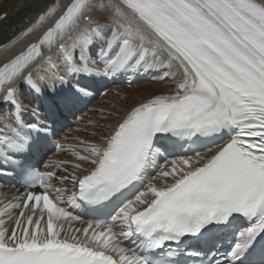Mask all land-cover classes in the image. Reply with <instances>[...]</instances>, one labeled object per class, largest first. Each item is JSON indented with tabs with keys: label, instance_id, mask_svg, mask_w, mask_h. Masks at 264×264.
Instances as JSON below:
<instances>
[{
	"label": "snow or ice",
	"instance_id": "obj_1",
	"mask_svg": "<svg viewBox=\"0 0 264 264\" xmlns=\"http://www.w3.org/2000/svg\"><path fill=\"white\" fill-rule=\"evenodd\" d=\"M58 7L28 8L0 47L35 32ZM44 47L58 55L45 58ZM141 72L180 79L100 143L81 140L79 162L52 161L43 172L26 162L54 132L40 119L48 97L70 88L84 98L89 80ZM5 108L0 176L19 170L28 190L0 208V264H264V0H72L0 64V114ZM43 111L50 115V105ZM198 143L195 159H167ZM151 169L172 182L139 191ZM69 181L71 189L53 187ZM67 203L101 215L62 235L60 221L80 219Z\"/></svg>",
	"mask_w": 264,
	"mask_h": 264
},
{
	"label": "bare ground",
	"instance_id": "obj_2",
	"mask_svg": "<svg viewBox=\"0 0 264 264\" xmlns=\"http://www.w3.org/2000/svg\"><path fill=\"white\" fill-rule=\"evenodd\" d=\"M57 4L62 5V0H56ZM22 3V0H0V15H2L4 12L8 13V17L5 21L0 23V41L6 42L9 40V38L12 36V29L16 26L17 21L20 19L21 16H23L24 12L28 10V8H31L33 10H39L41 8H44L46 5L55 4L53 0H35L34 3L30 2L28 3L27 8L21 9L20 11H17L18 6ZM61 13V8L58 7L57 11L54 15L50 16L44 23L46 28L50 25L48 23L52 19H56L54 16ZM5 32V33H3ZM40 35V34H39ZM38 39V36H27L21 46L19 48H16L17 46H14L13 49L11 48L10 44L7 47H3V50L0 53V64L4 61H6L8 58L16 54L20 49L24 48V46L30 44V41ZM175 71V69H173ZM180 77L177 76L176 80L168 79L163 85H158L157 82H150V83H143L139 86H137L134 89L126 90V97L129 96L128 100H124L121 102V106H124L125 108L131 109V107L135 106L134 100L130 97L132 95H136L138 99L141 100V102L148 101L149 99L153 98L155 95L159 94H167L171 93L175 87V84L179 82ZM124 91V89H122ZM114 99H118V97H114ZM109 110L112 111L111 115L114 116V118H111V115H105L106 118L103 121L104 124L109 123V131L104 134L103 132L99 133L104 135L102 137L97 136V138H93L96 142L100 143L101 139L103 137H106L107 135H110L111 130L114 129L115 125L119 122L120 119L123 118L124 113H119V111L115 108H110ZM86 120L83 118V121ZM102 127V126H101ZM90 131H95L93 127L86 128ZM97 129V128H95ZM99 129V128H98ZM101 130V128H100ZM98 130V131H100ZM104 130V128H103ZM102 131V130H101ZM105 131V130H104ZM95 142V143H96ZM88 165H85L87 167Z\"/></svg>",
	"mask_w": 264,
	"mask_h": 264
},
{
	"label": "rangeland",
	"instance_id": "obj_3",
	"mask_svg": "<svg viewBox=\"0 0 264 264\" xmlns=\"http://www.w3.org/2000/svg\"><path fill=\"white\" fill-rule=\"evenodd\" d=\"M53 2H55V4H57V2H56V0H53ZM30 3V2H29ZM58 5V4H57ZM3 33H5V32H3ZM12 49H13V46L11 47ZM53 49H54V47H53ZM52 49V50H53ZM1 53V52H0ZM134 89V88H133ZM127 97H129V96H127ZM133 99L134 100V102L135 103H138V102H140L141 103V100L140 99H138L137 97H136V95H132L131 97H130V99ZM111 99H113V100H117V99H114V97H111ZM102 105H104V108H102V113H106V115H111V113H112V111H110L109 110V107L110 108H115V109H117L118 111H119V113L118 114H120V112L121 113H125L127 110H129V108H125L124 106H121V103L120 102H116V107H115V105H113V103L111 102V103H109L108 105H106V104H102ZM104 115V114H103ZM114 118V116L113 115H111V118ZM101 118V116L100 117H98V120ZM102 119V118H101ZM100 119V120H101ZM105 119H103V121H104ZM103 121H101V124L98 126V127H100L101 128V130L100 129H98V130H100L99 132L101 133V132H103L104 134H106V132H108L109 131V123H106V124H104V122ZM102 126V127H101ZM103 128H104V130H103ZM94 130H97V129H94ZM98 136H100V137H102V136H104V135H102V134H100V135H98ZM98 139V138H97ZM96 141L94 140V142L93 143H95ZM96 143H98V142H96Z\"/></svg>",
	"mask_w": 264,
	"mask_h": 264
}]
</instances>
